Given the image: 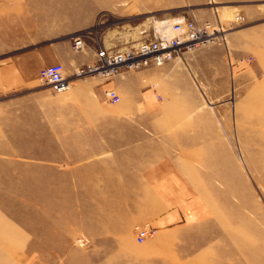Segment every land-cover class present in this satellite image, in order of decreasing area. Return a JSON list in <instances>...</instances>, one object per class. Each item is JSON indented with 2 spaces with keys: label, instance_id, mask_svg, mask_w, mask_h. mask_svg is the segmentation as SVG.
Here are the masks:
<instances>
[{
  "label": "crops",
  "instance_id": "obj_1",
  "mask_svg": "<svg viewBox=\"0 0 264 264\" xmlns=\"http://www.w3.org/2000/svg\"><path fill=\"white\" fill-rule=\"evenodd\" d=\"M90 5L0 0V117L11 119L12 139L43 140V153L52 155L31 176L36 263L56 264L57 250L62 264L142 263L157 254L172 264L176 239L166 232L209 223L211 212L195 184L200 172L187 163L189 149H177L195 143L179 133L178 106L185 97L194 101L196 76L207 88L212 70L240 79L249 58L263 68L264 20L230 33L226 47H202L107 80L77 78L69 96L57 95L40 83V72L62 65L71 77L95 59L92 42L83 53L70 42L90 29ZM110 90L117 104L106 98ZM144 223L159 235L140 246L132 232Z\"/></svg>",
  "mask_w": 264,
  "mask_h": 264
},
{
  "label": "rangeland",
  "instance_id": "obj_2",
  "mask_svg": "<svg viewBox=\"0 0 264 264\" xmlns=\"http://www.w3.org/2000/svg\"><path fill=\"white\" fill-rule=\"evenodd\" d=\"M84 1L92 4L87 19L94 39L115 49L149 38L154 20L180 12L200 21L216 18L224 25L235 16L243 17L236 31L264 20V0ZM249 59L245 65L251 69L240 79L224 78L220 70H212L203 81L206 88L197 76L192 78L194 101L185 97L178 106L179 133L185 132L195 143L177 149H189L187 163L200 172L195 184L211 212L209 223L166 232L176 239L169 244L172 264H264V67L256 70L254 59ZM10 129L11 119L0 117V264H37L31 176L44 172L40 166L51 163L52 155L43 153V140L17 141ZM174 153L180 152L174 149ZM36 209L39 215L38 203ZM146 225L150 226H135V240L137 228ZM157 235L158 230L147 241ZM190 249L195 252L183 253ZM59 252L64 253L54 251L56 264L63 262ZM156 256L159 259L124 264L169 261L161 258L163 254Z\"/></svg>",
  "mask_w": 264,
  "mask_h": 264
},
{
  "label": "built area",
  "instance_id": "obj_3",
  "mask_svg": "<svg viewBox=\"0 0 264 264\" xmlns=\"http://www.w3.org/2000/svg\"><path fill=\"white\" fill-rule=\"evenodd\" d=\"M194 18L186 12H180L173 17L154 20L149 38L121 49L106 47L103 41L94 39L92 29L77 32L70 39L72 51L83 53L89 49L88 43L92 42L95 59L76 67L71 77L65 76L62 65L46 67L40 72V83L50 87L55 93L62 94L71 90L73 80L77 78L98 75L107 80L123 71H136L151 64L160 67L181 53H192L196 49L218 43L226 47L228 35L244 22V18L239 16H235L226 25L215 16L210 21ZM247 62L251 60L248 59ZM105 96L112 104L119 102L114 91H107ZM155 234L156 231L149 225L137 228L136 242L141 245Z\"/></svg>",
  "mask_w": 264,
  "mask_h": 264
}]
</instances>
